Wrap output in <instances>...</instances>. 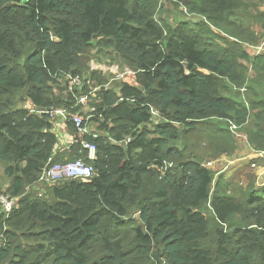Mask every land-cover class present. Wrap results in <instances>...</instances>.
I'll return each instance as SVG.
<instances>
[{"label":"trees","instance_id":"1","mask_svg":"<svg viewBox=\"0 0 264 264\" xmlns=\"http://www.w3.org/2000/svg\"><path fill=\"white\" fill-rule=\"evenodd\" d=\"M168 3L175 21L162 0H0V194L17 198L0 205V264H264V187L231 192L206 167L235 153L237 131L264 150V53L247 50L264 0ZM92 49L135 82L90 70ZM66 74L84 83L70 91ZM93 90L90 130L67 120L62 162L95 174L48 182L59 138L45 111L76 113Z\"/></svg>","mask_w":264,"mask_h":264},{"label":"crops","instance_id":"2","mask_svg":"<svg viewBox=\"0 0 264 264\" xmlns=\"http://www.w3.org/2000/svg\"><path fill=\"white\" fill-rule=\"evenodd\" d=\"M257 30H261L264 33V29H261L260 26L257 27ZM256 45L250 44L248 46L247 50L250 55L257 56L259 54L255 47ZM102 72L104 71L102 70ZM93 99H91L90 103ZM53 130L59 138L53 158L55 157L59 161L66 160L69 157V149L74 143V134L69 131L67 125L59 122L55 124ZM89 130L90 128H88ZM235 134L238 138V148L235 153L215 157L209 161L206 167L216 172L215 182H217L219 176H223L231 183L230 186L232 187L238 184L246 189L253 183L257 189L264 187V150H255L249 144L244 133L237 131ZM91 156L95 157V154L91 152Z\"/></svg>","mask_w":264,"mask_h":264},{"label":"built area","instance_id":"3","mask_svg":"<svg viewBox=\"0 0 264 264\" xmlns=\"http://www.w3.org/2000/svg\"><path fill=\"white\" fill-rule=\"evenodd\" d=\"M256 48L258 52H264V41L260 43L258 46H256ZM125 70L127 74L135 75V72L131 70L129 67H126ZM120 76L123 77L124 75L121 74ZM64 79L70 80L69 82L70 91L74 90L73 89L74 86H81L84 83L83 78L80 75L66 74ZM127 82L134 83L128 80ZM94 97H95V90H93L90 94L84 93L81 94L79 97H77V106H80V109L76 113H70L69 109L64 107L51 108L49 110H46L45 112L51 114L52 117L57 118L56 123L59 122L63 125H66L67 120L70 118V120H73V122L76 124V127L80 132H88L87 121L89 120L90 117L93 116V114L90 113L86 117V121H85L84 113L95 112L97 110L96 107L92 106L90 103L91 99ZM38 112L41 113L44 111L39 110ZM152 114L153 117H157L158 110L152 108ZM232 129L233 130L237 129V126L233 124ZM83 143L85 148H88L92 152V154H95L97 149L96 144L90 142H83ZM263 153H261V155H263ZM94 174H95L94 167L91 164L87 163L83 158H77L74 160H67L62 162V161H54L52 156L48 167L44 170L42 178L47 180L48 182L55 183L56 181L65 178L66 179L80 178L83 180H88L91 177H93ZM16 203H17V198L12 196L10 193L3 192L0 194V205L7 214H10L15 209Z\"/></svg>","mask_w":264,"mask_h":264},{"label":"rangeland","instance_id":"4","mask_svg":"<svg viewBox=\"0 0 264 264\" xmlns=\"http://www.w3.org/2000/svg\"><path fill=\"white\" fill-rule=\"evenodd\" d=\"M168 0H162L161 7H163L159 14L158 17H163V18H168L170 21H175V14L176 11L173 10V7L171 4H167ZM98 49H92L89 54L87 55V62H88V67L90 70H98V71H104L106 73L104 74H110L109 76L111 77V81L113 80H124V81H130V82H135V75L134 74H127L125 68L127 66H121L119 62L112 60L110 57L105 56L103 53H97ZM123 74L124 76L121 77L120 75ZM84 78V76H82ZM62 82H66L65 79L61 80ZM57 94L60 92L59 89L56 90ZM67 92V90H66ZM23 106L31 107L29 103L23 102ZM54 131V130H53ZM206 144L200 145V147L197 149V152L200 154L203 153V151L206 148ZM55 160H57L54 157ZM7 164V163H6ZM2 168V165L0 164V170ZM4 178H2L1 172H0V181L3 182ZM7 182L3 183L4 185ZM253 183V182H252ZM254 184V183H253ZM231 192H234L237 187H230ZM33 191H41V194L44 193L43 186L42 187H34ZM247 189V188H246Z\"/></svg>","mask_w":264,"mask_h":264},{"label":"clouds","instance_id":"5","mask_svg":"<svg viewBox=\"0 0 264 264\" xmlns=\"http://www.w3.org/2000/svg\"><path fill=\"white\" fill-rule=\"evenodd\" d=\"M263 41H264V38H263V40H262L260 43H262ZM260 43H258L256 46H258ZM256 46H255V47H256ZM262 53H264V52H259V54H262ZM34 110H36V109H33V111H34ZM37 111H39V110H37ZM55 124H56V123H55Z\"/></svg>","mask_w":264,"mask_h":264},{"label":"water","instance_id":"6","mask_svg":"<svg viewBox=\"0 0 264 264\" xmlns=\"http://www.w3.org/2000/svg\"><path fill=\"white\" fill-rule=\"evenodd\" d=\"M194 20H197L196 18Z\"/></svg>","mask_w":264,"mask_h":264}]
</instances>
